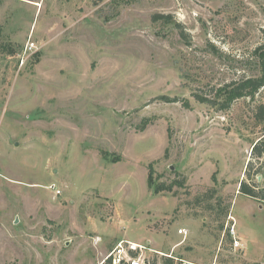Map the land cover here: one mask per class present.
<instances>
[{
    "label": "rangeland",
    "instance_id": "1",
    "mask_svg": "<svg viewBox=\"0 0 264 264\" xmlns=\"http://www.w3.org/2000/svg\"><path fill=\"white\" fill-rule=\"evenodd\" d=\"M262 44L264 0H0V264H102L121 241L264 264V203L238 192L264 87L194 98L260 76Z\"/></svg>",
    "mask_w": 264,
    "mask_h": 264
},
{
    "label": "trees",
    "instance_id": "2",
    "mask_svg": "<svg viewBox=\"0 0 264 264\" xmlns=\"http://www.w3.org/2000/svg\"><path fill=\"white\" fill-rule=\"evenodd\" d=\"M170 15H154L152 21L157 22L164 20L165 23L170 22ZM183 37V36H182ZM255 56L257 57L260 65L261 74L258 77L246 78L244 80L231 82L225 84L216 89L212 98H207L200 96L198 94L194 95L196 101L202 104H206L210 107H217L218 110L226 111L231 105L241 98H253L263 87H264V44L258 46L255 49ZM166 102H171L168 98H162ZM184 107H188V104L185 103ZM259 117L256 116V119ZM260 119V118H259ZM258 119V121H259ZM262 175L264 176V141L256 142L251 148L250 158L247 161L243 179L239 183L238 192L243 194L251 199H254L257 202L264 203V188H259L258 185L253 181V178ZM153 176L152 165L148 166V185L151 186ZM174 186L183 187V180H178V182H173L171 186H161L160 184L156 185L155 192L159 193L162 191H172ZM102 264H110L106 260Z\"/></svg>",
    "mask_w": 264,
    "mask_h": 264
},
{
    "label": "built area",
    "instance_id": "3",
    "mask_svg": "<svg viewBox=\"0 0 264 264\" xmlns=\"http://www.w3.org/2000/svg\"><path fill=\"white\" fill-rule=\"evenodd\" d=\"M231 225L228 227V233L232 238V244L234 249H240L241 244L236 238L234 219L230 216ZM179 234H186L185 230H179ZM147 250V246H141L130 242H119L106 256V260L110 264H152L147 256H144L143 251ZM150 252L154 253L151 249ZM163 257L172 259L169 255H163ZM182 264H186L183 262Z\"/></svg>",
    "mask_w": 264,
    "mask_h": 264
}]
</instances>
